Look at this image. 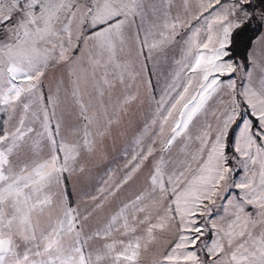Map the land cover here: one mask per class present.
I'll return each instance as SVG.
<instances>
[{
    "label": "snow or ice",
    "instance_id": "obj_1",
    "mask_svg": "<svg viewBox=\"0 0 264 264\" xmlns=\"http://www.w3.org/2000/svg\"><path fill=\"white\" fill-rule=\"evenodd\" d=\"M166 62L176 95L112 179ZM85 158L108 179L82 208ZM0 264H264V0H0Z\"/></svg>",
    "mask_w": 264,
    "mask_h": 264
},
{
    "label": "rangeland",
    "instance_id": "obj_2",
    "mask_svg": "<svg viewBox=\"0 0 264 264\" xmlns=\"http://www.w3.org/2000/svg\"><path fill=\"white\" fill-rule=\"evenodd\" d=\"M201 0H193V4L200 3ZM193 24L196 23L195 20L192 21ZM203 21H201V25ZM75 54V53H74ZM84 59V51L82 50L81 56L77 58L79 68V61ZM175 59H180L179 49L175 50ZM174 64L169 65L167 62L164 65H159L152 68V64H149V68L144 72L145 81L151 80V84H146L143 81L140 83V99L136 105H134L132 111L134 113V119L132 124L127 129L126 133L123 136V139L118 142L116 147L113 149V153L109 156L108 171L112 172V179L117 178L121 172L123 165L127 162V159L131 155L137 152L140 148H143L145 144L149 142V137L152 135V132L155 130V125L153 121L158 119L157 115V102L161 101L162 97L168 96L169 103H171V97L175 96L176 93L168 92V86L172 83V74L176 71ZM68 70H63L59 74H51L48 76L46 81V86L52 88L54 86V81L57 75L63 77L65 72ZM244 76V69H241L235 74L237 87L239 88L242 83V78ZM223 80H227L228 77H222ZM185 82L184 74H181L177 78V88L176 91L181 90V86ZM219 103V100L215 102L209 101V104L213 108L216 107V104ZM169 107L168 103L163 105V109ZM143 135V143L137 145L136 140ZM156 138V137H153ZM121 155L124 157L121 158ZM114 157V159H113ZM85 166L89 169L86 176H81L78 173H73L68 180L65 181V186L68 188L70 195L68 200L76 199L82 208L89 207V201L92 196H96L99 190L104 186L103 182L108 179L106 176V171L103 166H98L97 164L91 163L87 158L84 160ZM144 177L141 176L135 185L127 188V194L132 195L136 188L143 182ZM82 202V203H81ZM219 203V201H218ZM111 211L109 203H105L104 208L96 215L94 224L102 223L104 217ZM216 215L219 218L220 212L217 210Z\"/></svg>",
    "mask_w": 264,
    "mask_h": 264
},
{
    "label": "trees",
    "instance_id": "obj_3",
    "mask_svg": "<svg viewBox=\"0 0 264 264\" xmlns=\"http://www.w3.org/2000/svg\"><path fill=\"white\" fill-rule=\"evenodd\" d=\"M243 49H238L237 52L235 53V57L237 60H243Z\"/></svg>",
    "mask_w": 264,
    "mask_h": 264
}]
</instances>
